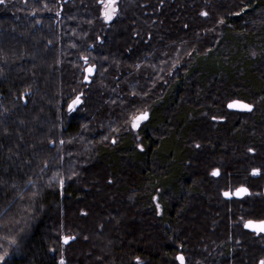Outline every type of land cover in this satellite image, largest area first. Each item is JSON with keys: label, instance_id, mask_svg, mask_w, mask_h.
Returning <instances> with one entry per match:
<instances>
[{"label": "trees", "instance_id": "16d2710c", "mask_svg": "<svg viewBox=\"0 0 264 264\" xmlns=\"http://www.w3.org/2000/svg\"><path fill=\"white\" fill-rule=\"evenodd\" d=\"M103 5L0 3V264H261L264 0Z\"/></svg>", "mask_w": 264, "mask_h": 264}, {"label": "rangeland", "instance_id": "374dc122", "mask_svg": "<svg viewBox=\"0 0 264 264\" xmlns=\"http://www.w3.org/2000/svg\"><path fill=\"white\" fill-rule=\"evenodd\" d=\"M115 3H116V0H104V5H103V8H102V12L103 13H110L111 14V16L114 14V12L112 11V9L114 8H116L115 7ZM106 5H108V7H106ZM106 22H109V19L108 18H106ZM91 73H92V69H91V67L90 68H88L87 70H86V77H89L90 75H91ZM78 101V102H77ZM79 103V100H75L72 104H71V106H70V108L71 109H73L74 107H76L77 106V104ZM230 104H239V105H247L251 110L249 111V110H247V109H245V108H240V107H229V105ZM226 109L227 110H229V111H233V112H237V113H242V114H247V113H250L251 111H252V109H253V105H249V104H246V103H243V102H240V101H236V100H233V101H230V102H228L227 103V105H226ZM144 114H146V113H141V114H139V115H137L136 117H134L133 119H132V121L130 122V124H129V127H130V129H131V131L132 132H136V130L138 129V127L146 120V119H143V120H140L138 123L136 122L137 121V117H140V116H142V115H144ZM147 115V114H146ZM134 123H136V126L134 127L133 125H134ZM214 173V172H213ZM217 173V172H216ZM213 175V174H212ZM214 176H217V175H214ZM240 189H243V188H239V189H237L236 191H234L233 193H232V196H234V197H236V198H241V197H243V196H245L246 195V191L245 192H239V190ZM226 197H228V195H225ZM248 222H245V223H243V226H244V228H246V229H248L249 231H252V232H254V233H256V234H264V232H258V231H256V230H254V229H252V228H249V227H246L245 225L247 224ZM254 224H260L261 222H253Z\"/></svg>", "mask_w": 264, "mask_h": 264}, {"label": "snow or ice", "instance_id": "6c2138e0", "mask_svg": "<svg viewBox=\"0 0 264 264\" xmlns=\"http://www.w3.org/2000/svg\"><path fill=\"white\" fill-rule=\"evenodd\" d=\"M0 3H3V0H0ZM106 7H108V5H106ZM112 11L114 12L115 9L113 8ZM206 15V13H205ZM106 17L108 19H111V14L110 13H106ZM78 102V101H77ZM229 107H240V108H245L247 110H251L247 105H239V104H230ZM143 119H147V115L144 114L140 117H137V123L140 121V120H143ZM134 127L136 126V123H134L133 125ZM218 173L214 172L213 175H217ZM246 189H240L239 192H245ZM225 195H228L227 193H225ZM246 227H249V228H252L258 232H264V222H261L260 224H254L253 222L249 221L246 225ZM68 241L65 240V243H67ZM180 261H181V264H183V257H179ZM61 264H63V261H61ZM261 264H264V261H261Z\"/></svg>", "mask_w": 264, "mask_h": 264}]
</instances>
